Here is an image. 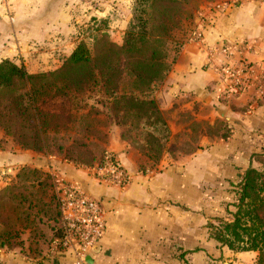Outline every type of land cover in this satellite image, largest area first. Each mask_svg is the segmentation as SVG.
<instances>
[{
  "label": "crops",
  "instance_id": "0c3cea01",
  "mask_svg": "<svg viewBox=\"0 0 264 264\" xmlns=\"http://www.w3.org/2000/svg\"><path fill=\"white\" fill-rule=\"evenodd\" d=\"M131 1L0 0V61L20 63L31 74L57 70L73 52L79 26L101 18H110L117 26L127 24ZM228 1L203 5L192 26L194 31L202 29V38L186 37L154 95L172 137L203 129L192 153L165 155L150 165L117 128H103L107 136L103 147L131 176L128 186L117 188L94 181L82 165L29 150L11 151L0 131V190L21 167L29 166L75 183L99 202L105 233L97 250L87 255L92 264H256L255 252L217 248L206 228L213 219L226 217L224 205L234 198L233 185L247 168L258 167L254 156L264 153V2L238 0L230 10L215 9ZM120 15L127 16L126 21ZM242 42L250 47L245 59L258 68L259 85L226 100L220 95L219 77L206 65L208 50ZM248 253L251 260L245 257ZM38 260H28L16 249H0V264ZM39 264L74 261L70 250L52 245Z\"/></svg>",
  "mask_w": 264,
  "mask_h": 264
},
{
  "label": "trees",
  "instance_id": "16d2710c",
  "mask_svg": "<svg viewBox=\"0 0 264 264\" xmlns=\"http://www.w3.org/2000/svg\"><path fill=\"white\" fill-rule=\"evenodd\" d=\"M136 1L142 8L139 16L130 21L122 45L98 40L100 49L92 54L88 46L80 42L61 67L49 73L31 74L22 64L8 59L0 61V128L6 135L13 136L22 149L43 151L50 142L49 132H57L62 115L48 112V104L66 100L72 104L69 112H84L88 107L86 103L82 104L81 96L86 93L97 95L96 104L104 108L115 105L117 114L121 111L135 114L141 120L143 130L162 132L163 139L167 140L168 127L154 93L171 70L184 43L178 50H173L174 56L170 58L169 42L174 41L168 36L166 24L160 23L161 29L154 37L149 29L151 22L144 15L150 2L151 6L158 2L178 5L185 0ZM193 33L194 29L187 38H192ZM124 78L131 79V85L123 84ZM94 115L101 113L95 110ZM83 116L79 120L82 121ZM92 130L84 125L80 127L79 139L76 138L79 133L70 138L74 146L88 150L89 160L67 156L62 160L84 167L99 166L106 150L94 141L97 136ZM106 137L104 133V144ZM62 148V145L58 146V149ZM260 156L264 161V153ZM232 189L234 211L227 213L228 218H215L207 224L209 237L219 249L225 247L235 253L255 252V263L264 264V164L261 170L247 168L241 181ZM6 204L10 221L3 223L0 213V249H16L28 260L39 259L38 264L40 258L51 251L52 245L62 250L59 202L53 177L48 171L21 167L14 180L0 190V210Z\"/></svg>",
  "mask_w": 264,
  "mask_h": 264
},
{
  "label": "rangeland",
  "instance_id": "374dc122",
  "mask_svg": "<svg viewBox=\"0 0 264 264\" xmlns=\"http://www.w3.org/2000/svg\"><path fill=\"white\" fill-rule=\"evenodd\" d=\"M207 2H210V0H185V2L181 1L178 5H174L170 2L166 4L163 2H158L155 4V6H151V2L148 3L147 14H145L144 17L148 18L151 22L149 29L154 33L153 36L155 37L158 35V32L161 29L160 23L162 22L166 24V28L169 30L168 36L174 41L173 43L169 42L170 58L174 56L173 50H178V47L180 45L182 46V44L184 43V40L186 39L188 33L191 32L192 29H194L192 28V26L194 25L193 22L202 10L203 5ZM141 8L142 7L139 2H137L136 0L131 1L128 10L130 17L127 24L124 23L125 26L122 23L117 26L118 24L115 21L110 20V18H101L98 20L94 19V21H89L88 23L79 26L76 31L75 47L78 43L84 42L88 46L92 54H94L96 50L100 49V44H98V40H109L115 43L116 45H122L125 33L129 29L130 21L135 19L136 16H139ZM120 16V18L122 19L121 21H126L127 16ZM120 26H123V28L120 29ZM114 29L121 31V34L119 36L116 35V31ZM174 43H176V45ZM66 58L67 57L63 59L62 63ZM49 72L53 71L36 72L32 74ZM122 82L126 86L131 85V79L129 80V78H124ZM162 84L163 83L158 85V88L155 90V93L162 86ZM152 95L153 92L151 94L149 93L150 97ZM81 97L83 98L82 104L86 103L88 107L84 112H69L72 108V104L71 102H68L66 100H57L46 106V110H48V112L58 113L62 115V117L60 118V125L57 132H49L48 138L50 142H48V147H44L43 151L22 149L18 145L16 140L13 138V136L6 135V133L0 128V131L2 132L1 141H3L5 145L7 144V147L11 151L29 150L35 152L36 154H38V156H55L56 158L60 159H62L63 156H67V158L70 159L76 158L80 161H88L91 155H89L88 150L86 152L84 148L74 146L70 141V138L76 136V133H79V136H76V138L79 139L80 127L87 125L88 130L90 131V128L91 130L93 129L92 131H94V134H96L97 136V139H95L94 141H96L99 146H103V128L113 126L114 128H117L119 130L120 136L124 141H126L131 147L137 150L148 161L150 165H155L159 163L165 155L174 157L176 154L192 153L196 149L198 143L199 130H203L201 127H195L192 129V134L177 135L172 137L170 129L167 125L169 133L167 135V140H164V135L161 131V133L158 134L157 132L153 133L152 130H143L141 127V120L137 119L135 114H124L123 111L117 114V111H114L115 105L109 106V109L104 108L101 104H96L98 96L95 94L89 96V94L86 93L84 94V96ZM95 110H98L101 115L95 116ZM87 112L91 113L88 116H83L84 114H87ZM160 113L166 121L165 115L161 111ZM81 116H83L82 121L79 120ZM205 129L209 132L215 130L212 128ZM59 145H62L63 148L58 149ZM90 151L93 152L92 148ZM261 154L262 153L257 154V156H254L255 161L258 163V167H253L255 169H262L264 161L260 159ZM257 157H259V159H257ZM233 202L234 198L231 203H226L224 205L225 208H227L226 217L221 218H228L229 215L227 213L234 211V207L232 206ZM7 205L8 204H6V206L3 207L2 210H0L2 217L1 221H3V223H8V221H10L8 220L10 215L7 213ZM229 207H231L230 209H232V211L229 210ZM246 256L248 259L250 258L251 260V253L246 254L245 257ZM248 259L246 260L247 262Z\"/></svg>",
  "mask_w": 264,
  "mask_h": 264
},
{
  "label": "built area",
  "instance_id": "2783aa9c",
  "mask_svg": "<svg viewBox=\"0 0 264 264\" xmlns=\"http://www.w3.org/2000/svg\"><path fill=\"white\" fill-rule=\"evenodd\" d=\"M263 3L264 0H252ZM238 4L231 0L216 5V10H230ZM194 40L202 38V29L195 30ZM250 49L248 43H226L208 50L207 66L213 69L223 89L220 95L228 100L258 86V68L245 59ZM94 181L124 188L131 182L116 155L106 152L99 166L86 167ZM59 202L63 234L60 239L62 250H70L74 264H86L85 258L105 233L104 212L99 202L89 197L75 183L54 179Z\"/></svg>",
  "mask_w": 264,
  "mask_h": 264
},
{
  "label": "water",
  "instance_id": "95a60500",
  "mask_svg": "<svg viewBox=\"0 0 264 264\" xmlns=\"http://www.w3.org/2000/svg\"><path fill=\"white\" fill-rule=\"evenodd\" d=\"M96 250H97V247L94 246V247L92 248V252H95ZM85 263H86V264H92V259H91L90 256H87V257L85 258Z\"/></svg>",
  "mask_w": 264,
  "mask_h": 264
}]
</instances>
